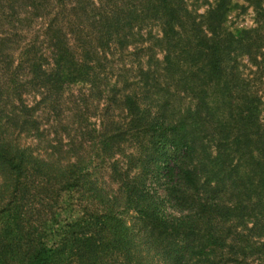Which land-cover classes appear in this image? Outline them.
I'll return each mask as SVG.
<instances>
[{"label":"trees","instance_id":"16d2710c","mask_svg":"<svg viewBox=\"0 0 264 264\" xmlns=\"http://www.w3.org/2000/svg\"><path fill=\"white\" fill-rule=\"evenodd\" d=\"M242 1L230 30V0H0V264H264V0Z\"/></svg>","mask_w":264,"mask_h":264},{"label":"rangeland","instance_id":"374dc122","mask_svg":"<svg viewBox=\"0 0 264 264\" xmlns=\"http://www.w3.org/2000/svg\"><path fill=\"white\" fill-rule=\"evenodd\" d=\"M204 0H186L187 4L190 7H194L197 9V11L200 13L205 9V6L203 4ZM206 1V0H205ZM209 1V0H207ZM230 7L228 8V11L226 13V19L224 22L225 27H227L230 30H233L234 28L240 29V28H248L254 25V18H255V14L252 10V8L250 6H248L245 2H243L242 0H230ZM154 30V29H153ZM242 61L245 63V60L242 59ZM112 82V80H110ZM72 89L68 90V94L71 95H75V89L77 90L78 88H81L80 84H76L75 86L71 87ZM67 94V95H68ZM65 95V94H64ZM71 95H68L67 97L71 98ZM95 95H97L95 93ZM89 100H87L90 104L88 106L89 109H94L96 108V103H103L102 100H99V98L97 96H95ZM23 96L25 97V101L27 103H32L33 100L38 99V97L36 95H34L33 93H26L23 94ZM45 113L47 112V109L44 110V112L41 111V108H39V114L42 117V120H44L46 118ZM70 114L68 113V116ZM92 114H85V117L87 118L86 120H84L82 124H86V128L85 130H89L92 127L94 128H98L99 126V122L96 119L95 120V116H90ZM68 119H70V121L68 122L67 120H63V124L64 126L56 128L57 126L52 125V127H50V130H53V128H56V134L59 135L60 137H65L64 135L68 132H74L73 128L75 127V124H71V118L68 117ZM41 120V121H42ZM53 122V120H52ZM79 122L76 118L74 119V123ZM94 122V124H93ZM43 123V121H42ZM41 123V127L42 129H44V127L49 130V128L47 127V124L49 125V122L45 125H43ZM45 123V122H44ZM54 124V123H53ZM43 131L44 133L42 134L43 136V140L37 141L32 137V136H27V135H21L20 137H18V142L20 143V145H24V146H29L31 148V150L33 151V153H41L42 151V147H44V141L45 139L48 141H50V139L53 137V135L51 134L50 131ZM68 131V132H67ZM64 139V138H62ZM87 139H89V137H86V139H84L85 141H87ZM86 146V145H84ZM87 149V148H85ZM131 149L128 148V151H130ZM115 157H118L115 155ZM110 170L109 168H107L106 165H104L103 167H101V169H98L97 173H99L97 176L98 178V183H103L102 187L105 188V190L109 191V190H114L115 189V184L113 182H111L109 176H107L109 174ZM74 196L72 195H66L63 196L62 200H61V204L60 207L57 209L56 213H57V223L49 226V228L46 230V237L44 238V242L48 245L51 243V241H53L57 234L59 233V231L63 228V224L67 221H71L74 218L78 217L79 215V210L77 209V207L74 205L75 202H73ZM125 217L128 218V221H130V215L129 214H125Z\"/></svg>","mask_w":264,"mask_h":264}]
</instances>
